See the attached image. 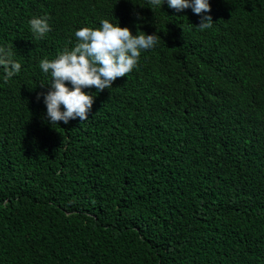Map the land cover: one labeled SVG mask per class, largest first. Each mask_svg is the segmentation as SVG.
Listing matches in <instances>:
<instances>
[{"label":"trees","instance_id":"obj_1","mask_svg":"<svg viewBox=\"0 0 264 264\" xmlns=\"http://www.w3.org/2000/svg\"><path fill=\"white\" fill-rule=\"evenodd\" d=\"M209 3L201 31L166 0H0V264H264V0ZM104 19L161 40L52 126L39 62Z\"/></svg>","mask_w":264,"mask_h":264},{"label":"clouds","instance_id":"obj_2","mask_svg":"<svg viewBox=\"0 0 264 264\" xmlns=\"http://www.w3.org/2000/svg\"><path fill=\"white\" fill-rule=\"evenodd\" d=\"M170 9L182 12L191 8L200 16L201 31L213 26L209 0H166ZM152 7H162L165 0H148ZM137 19H142L136 14ZM49 18L33 17L29 20L30 30L36 39H43L52 31ZM76 44L70 50L65 48L54 60L47 58L39 62V68L45 75H50V82L40 84L48 86L47 93H40L46 106V118L53 125L79 118L88 120L95 102V96L84 89L95 88L97 92L112 88L117 78L126 77L139 65L142 52L153 49L161 40L159 35L137 31L133 35L128 27H120L109 20L100 21L99 27H83L75 31ZM13 45L0 46V71L7 83L21 71V63L13 59ZM71 85L69 88L66 85ZM63 107V110H61Z\"/></svg>","mask_w":264,"mask_h":264}]
</instances>
